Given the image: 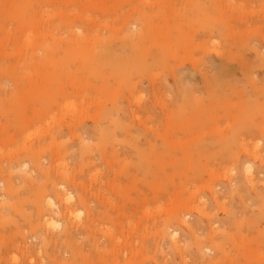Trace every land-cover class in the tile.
I'll return each instance as SVG.
<instances>
[{"label": "rangeland", "instance_id": "obj_1", "mask_svg": "<svg viewBox=\"0 0 264 264\" xmlns=\"http://www.w3.org/2000/svg\"><path fill=\"white\" fill-rule=\"evenodd\" d=\"M0 185V264H264V0H0Z\"/></svg>", "mask_w": 264, "mask_h": 264}, {"label": "bare ground", "instance_id": "obj_2", "mask_svg": "<svg viewBox=\"0 0 264 264\" xmlns=\"http://www.w3.org/2000/svg\"><path fill=\"white\" fill-rule=\"evenodd\" d=\"M215 45V44H214ZM41 117V116H40ZM45 122V121H44ZM47 123V122H46ZM31 132V131H30ZM255 152V151H254ZM4 165V164H3ZM1 186V185H0ZM259 190V189H258ZM64 192V191H63ZM67 193V192H66ZM65 193V194H66ZM69 194H70V192H69ZM68 194V196L70 197V195ZM64 196H66V195H64ZM66 198H67V196H66ZM48 201H47V204L48 205H50V206H52L53 204H54V201L52 200V198L51 197H49L48 199H47ZM65 200H67V199H65ZM66 210L63 208H57V209H55V212H57V213H64ZM52 218V217H51ZM57 223V222H56ZM218 227V226H217ZM34 228H35V226H34ZM42 233V232H41ZM79 234V233H78ZM255 238V237H254ZM20 245V244H19ZM27 246V245H26ZM203 249H205V248H203ZM205 251V250H204ZM31 263V262H30Z\"/></svg>", "mask_w": 264, "mask_h": 264}]
</instances>
